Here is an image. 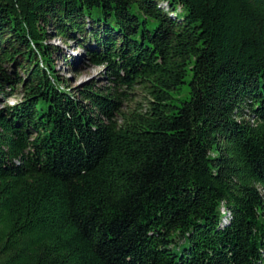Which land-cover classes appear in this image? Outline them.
Instances as JSON below:
<instances>
[{"label": "trees", "instance_id": "obj_1", "mask_svg": "<svg viewBox=\"0 0 264 264\" xmlns=\"http://www.w3.org/2000/svg\"><path fill=\"white\" fill-rule=\"evenodd\" d=\"M11 93L0 264H264V0H0Z\"/></svg>", "mask_w": 264, "mask_h": 264}, {"label": "rangeland", "instance_id": "obj_2", "mask_svg": "<svg viewBox=\"0 0 264 264\" xmlns=\"http://www.w3.org/2000/svg\"><path fill=\"white\" fill-rule=\"evenodd\" d=\"M51 44L59 46L64 54L68 57V63L58 62L57 71L67 80L70 87H79L81 85L93 82L98 87H105L110 85L105 73V69L102 66L93 65L89 62L87 54L83 49L77 46L74 42L64 43L59 40L58 37H52L50 40ZM189 76L187 77V80ZM126 93V98L122 100L123 111L132 110L136 104L141 103L143 98L140 95V91L137 89L129 91L121 89ZM176 103L179 100H185L188 98V85L181 86V89L173 93ZM19 96L16 93L8 94L7 96H0V108L4 105H11ZM179 104V103H178Z\"/></svg>", "mask_w": 264, "mask_h": 264}]
</instances>
